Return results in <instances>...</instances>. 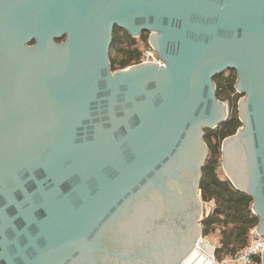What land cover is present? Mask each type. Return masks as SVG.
I'll list each match as a JSON object with an SVG mask.
<instances>
[{
    "label": "water",
    "instance_id": "95a60500",
    "mask_svg": "<svg viewBox=\"0 0 264 264\" xmlns=\"http://www.w3.org/2000/svg\"><path fill=\"white\" fill-rule=\"evenodd\" d=\"M115 28L161 65L112 71ZM227 71L221 168L264 238V0H0V264H213L199 185Z\"/></svg>",
    "mask_w": 264,
    "mask_h": 264
},
{
    "label": "trees",
    "instance_id": "16d2710c",
    "mask_svg": "<svg viewBox=\"0 0 264 264\" xmlns=\"http://www.w3.org/2000/svg\"><path fill=\"white\" fill-rule=\"evenodd\" d=\"M148 33L138 38L130 37L126 32L115 28L110 48V66L112 71L123 70L140 63L143 52L150 48ZM236 73L227 71L214 79L216 97L229 104L227 120L214 130H205L204 142L209 155L202 169L199 185L203 205H213L211 212H204L200 222L203 239L210 240L214 257L218 263L231 260L248 245L251 231L258 224V219L251 213L252 198L236 191L222 173L221 144L224 139L233 136L241 124L238 120L237 103L242 98L235 89ZM215 209L218 213H215ZM211 241V240H210ZM260 264V258L254 260Z\"/></svg>",
    "mask_w": 264,
    "mask_h": 264
},
{
    "label": "built area",
    "instance_id": "2783aa9c",
    "mask_svg": "<svg viewBox=\"0 0 264 264\" xmlns=\"http://www.w3.org/2000/svg\"><path fill=\"white\" fill-rule=\"evenodd\" d=\"M140 63H155L160 64V59L156 56L151 48L146 49L143 52V58ZM264 248V238L258 237L255 234V230L251 231V240L248 245L240 250L233 259L229 260L231 264H258L255 262V258H260L262 250ZM213 264L215 263V257L212 255L210 257ZM223 264V263H222Z\"/></svg>",
    "mask_w": 264,
    "mask_h": 264
},
{
    "label": "rangeland",
    "instance_id": "374dc122",
    "mask_svg": "<svg viewBox=\"0 0 264 264\" xmlns=\"http://www.w3.org/2000/svg\"><path fill=\"white\" fill-rule=\"evenodd\" d=\"M225 103H227V102H225ZM228 104V103H227ZM229 105V104H228ZM222 173H223V175L225 176V174H224V172H223V170H222ZM214 209V207H213V205H203V213L204 212H211L212 210ZM211 240V241H210ZM209 241L212 243V242H214V244H216L215 243V241H212L213 239H210ZM215 263L216 264H231V263H229V260H226V261H223V262H221V263H218L217 261H216V259H215Z\"/></svg>",
    "mask_w": 264,
    "mask_h": 264
}]
</instances>
